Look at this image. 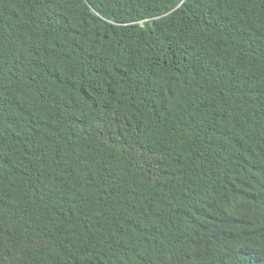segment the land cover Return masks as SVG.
<instances>
[{
    "label": "trees",
    "instance_id": "1",
    "mask_svg": "<svg viewBox=\"0 0 264 264\" xmlns=\"http://www.w3.org/2000/svg\"><path fill=\"white\" fill-rule=\"evenodd\" d=\"M0 264H264V0H0Z\"/></svg>",
    "mask_w": 264,
    "mask_h": 264
}]
</instances>
